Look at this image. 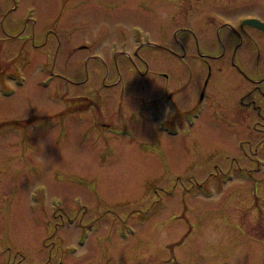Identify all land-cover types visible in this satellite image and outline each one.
<instances>
[{"label": "rangeland", "instance_id": "1", "mask_svg": "<svg viewBox=\"0 0 264 264\" xmlns=\"http://www.w3.org/2000/svg\"><path fill=\"white\" fill-rule=\"evenodd\" d=\"M256 2L0 0V264H180L174 241L191 230L194 242L219 215L264 236V214L245 215L253 207L238 204L264 181L263 146L245 144L248 156L240 155L217 117L205 108L191 115L212 101L192 97L205 74L194 57L214 65L222 41L199 30L264 14ZM151 71L157 87L138 86L133 72ZM137 107L143 116H131ZM250 157L263 162L259 170ZM239 166L254 168L253 177L240 178ZM258 192L248 202L264 211ZM209 247L193 245L194 263H204V249L212 264L231 260L227 247L220 256ZM250 261L264 264L262 245Z\"/></svg>", "mask_w": 264, "mask_h": 264}, {"label": "flooded vegetation", "instance_id": "2", "mask_svg": "<svg viewBox=\"0 0 264 264\" xmlns=\"http://www.w3.org/2000/svg\"><path fill=\"white\" fill-rule=\"evenodd\" d=\"M144 1H149L151 3L153 1L163 2L165 0ZM256 1L257 0H252V2H254L252 6H258ZM262 7L264 8V6ZM234 19H230V21L227 19L228 22L222 23V25L217 27V30L215 31L199 30L201 34L210 35L217 33L222 41L220 47H218V53L215 54V57L212 59L215 61L214 65L203 57V55H200L201 59L194 57L197 64L200 63L203 70H205V74L202 81L203 84L193 89L194 92L192 91V97L195 98L197 92H202L201 99H203L206 94L210 96L212 101L208 103L207 107L200 102L195 110L200 109V111H202L205 108L208 113L210 112L212 117H217L219 122H222L218 128L221 130V127L224 126L227 129L223 132L230 136V144H228V148L236 146L235 148L240 150V155L244 154V156L247 157L248 151L245 149V144L251 148L253 147V143H255L257 145L255 150H259L258 146H263L262 149H264V129H262L264 128V14H258L251 11L244 17L238 16L235 21ZM249 19L259 20L262 23L250 25L247 22ZM195 32L199 34L198 31ZM223 34L225 35L224 37L222 36ZM161 75L162 74H160V76ZM188 75V80H191L194 77V72L191 73V71H189ZM155 77L157 78L158 74L155 75L153 72L149 78L147 77L145 79L144 77L140 78V76H137L135 72H133V78L137 80V82L142 79L144 80L146 87H150L151 89L157 87L156 83L154 84L155 81H153L156 80ZM166 77V84L169 85L171 75H167ZM127 80L129 82V75H127ZM152 81L153 86L150 84ZM149 84L150 86H148ZM131 86L136 88L133 85ZM186 87L187 85L182 86L177 91H172L167 88V91L163 92L162 96L165 94L166 97L164 98L167 99L169 96L173 98L175 93L182 92ZM242 87H244L245 92L241 89ZM131 92L135 93L133 90H131ZM217 105H219L218 111H216ZM138 112L143 116V113L138 110V107L135 110H129V113L132 114L131 116L134 117L137 116ZM241 119L244 120V123L241 122ZM104 127H107V130H109L113 126L104 125ZM242 132L255 134L254 140L241 141L239 137L236 139V136L240 135ZM258 140L261 141L258 142ZM224 145L226 146L225 143ZM217 150L218 149H215V151ZM232 157L234 159H231L230 162H240V158L239 160H236L235 155ZM248 161H254L256 167L260 162L257 159H251V157ZM253 171L254 168L242 166L234 167V173H237L240 178L245 180L253 177ZM249 187L246 193H242L239 196V212L247 206L253 208L245 212V215L258 213L264 214V211L262 210L255 211V201L252 203L248 202L249 197L254 199V197H257L258 193H262L258 191L259 189L264 190V181H261L259 184L254 182L251 184V188ZM230 198L232 201V196H229V199ZM239 212H235L234 210L233 215H238ZM218 217L223 219V221L217 225L204 224L197 232L198 235L194 242H189L190 234L192 233L191 230L181 233L178 239L174 241L171 245V253L176 258L180 259V261H178L180 264H196L194 262L197 260V255H194L192 252L194 251L193 245L196 243H198L199 248L204 245L207 247L209 244L211 247L208 248V251L213 252L212 256L222 255L227 247V250L232 252L231 260L227 264H244V261L252 255L253 251H256L258 246L262 245L264 247V236L261 235L259 238L258 230H251L245 224V219H243L242 216H240L242 218L240 220L242 221L238 224L234 223L230 218V220L224 218L222 215H219ZM222 226L227 227L228 231H232L233 234L224 231ZM240 234H242V237ZM222 237L229 238L231 243L225 244L221 239ZM240 238L241 241H239ZM235 246L238 247L237 250ZM204 252L205 249L203 250V254H200V257H202L204 262L203 264H212L205 259L208 258V256L205 257L206 255H204ZM239 253L240 256L237 257ZM188 260H190V262ZM176 262L174 260H166L164 264H178ZM245 264H252V261Z\"/></svg>", "mask_w": 264, "mask_h": 264}, {"label": "water", "instance_id": "3", "mask_svg": "<svg viewBox=\"0 0 264 264\" xmlns=\"http://www.w3.org/2000/svg\"><path fill=\"white\" fill-rule=\"evenodd\" d=\"M245 22V21H244ZM248 22V24H250V25H253V24H256L257 22H259V21H257V20H248L247 21Z\"/></svg>", "mask_w": 264, "mask_h": 264}]
</instances>
